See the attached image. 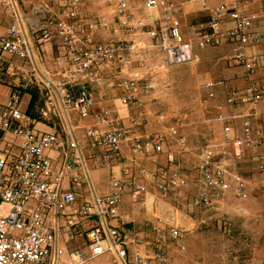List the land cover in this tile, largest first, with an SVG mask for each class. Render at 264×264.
<instances>
[{
    "label": "built area",
    "instance_id": "obj_1",
    "mask_svg": "<svg viewBox=\"0 0 264 264\" xmlns=\"http://www.w3.org/2000/svg\"><path fill=\"white\" fill-rule=\"evenodd\" d=\"M108 1L113 3L120 26L132 34L147 35L163 53L167 65L192 61L194 49L231 46L226 61L245 70L248 84L237 90L228 89L222 79L207 80L201 85L205 90L204 104L215 100L222 92L227 105L254 107L263 100L264 87L254 80L258 57L248 55L246 50L252 42L262 38L258 32L251 33L250 30L258 18L264 24V5L259 17L248 11L244 0H220L214 6L203 0L207 21L190 26V37H186L179 12L192 0ZM137 4L148 18L128 19ZM0 7L18 11L20 4L18 0H0ZM107 29L109 22L104 16L84 15L79 0H68L62 18L50 20L42 26L33 24L39 42L49 41L54 35L59 39L58 54L53 67L48 69L39 61L20 21L11 24L7 33H3L0 23V56L7 54L29 65L31 73L37 74L43 92L41 114L58 121L62 119L67 127L65 142L59 141L56 132L36 131L31 116L20 109L18 90H12L0 108L2 131L20 141V152L12 162L0 158V264H89L105 254L113 256V264H129V239L119 227L110 224L120 218L119 208L125 188L123 178L121 175L113 177L105 194L91 187L90 170L74 133L75 127L70 122V112H76L82 120H94L85 124L83 129L90 148L102 149L99 167H106L111 160L120 161L123 145L128 146L131 155L146 159H155L164 153L168 163L175 162L173 152H164L168 139L174 140L180 150L186 147L179 119L164 132L139 133L125 128L119 115L109 108L92 111L95 104L93 89L117 91L120 104L135 109L144 107L145 94L154 89L153 81H147L140 88L138 79L129 75L124 57L130 47L125 42L95 40L97 31ZM105 70H112V75L107 76ZM29 85L30 79H27L24 87ZM214 108L216 119L225 122L222 105L216 104ZM158 120L164 122L165 117L160 115ZM222 134L223 142L234 147L232 155L228 159L218 158L213 146L206 145L200 150L196 166L197 202L209 209L229 192L240 200L248 198L246 182L236 169L244 152L258 146L262 138L261 131L253 130L252 114L243 115L240 135L233 133L229 123H224ZM48 151H57L60 155V168L56 171L46 154ZM256 170L264 175V154L257 155ZM65 180L70 186L68 190L63 187ZM84 184L91 187L92 197L79 202L77 191ZM188 184L189 180L176 170H163L158 174V188L163 195ZM145 190L144 186L133 189V202H140L139 197ZM60 218L67 220L59 226ZM93 218L96 224L85 229V221ZM151 231L153 238L146 248L149 254L145 257L136 253L137 264L152 261L164 264L168 249L185 250L180 243L186 235L185 229L157 218ZM79 237L84 238L87 253L79 246L68 251L59 244L61 241L64 244L76 242Z\"/></svg>",
    "mask_w": 264,
    "mask_h": 264
},
{
    "label": "crops",
    "instance_id": "obj_2",
    "mask_svg": "<svg viewBox=\"0 0 264 264\" xmlns=\"http://www.w3.org/2000/svg\"><path fill=\"white\" fill-rule=\"evenodd\" d=\"M67 1L18 0L20 4L18 11H14L13 8L0 7L2 31L7 33L11 24L20 21L23 32L34 46L42 66L51 69L58 54L59 39L54 35L49 41L39 42L37 34L33 30V24L42 26L50 20L56 21L62 18ZM79 1L82 14L102 15L109 22V29L95 33V40H120L125 42L130 47L124 57L128 73L130 76L135 77L140 75L143 69L141 68L142 64L137 61L139 57L135 56V51H138L141 46L138 43L139 35L132 34L128 29L120 26L119 21L114 17L113 3L108 0ZM244 1H246L248 11L260 17L264 0ZM202 2L203 0H192L185 3L180 9V20L187 21L190 24L189 26L186 24L183 26L186 37H190V26L203 20V17L207 21V13L202 7ZM219 2L220 0H208L207 3L214 6ZM108 3L111 6L108 7ZM130 18L135 21L138 17L132 13L128 19ZM228 26L230 25L228 24ZM52 30L54 31V27H52ZM250 32H258L262 36L260 41L252 42L246 52L248 55L258 57V71L254 76V80L264 87V24L260 18L255 22ZM230 49L231 46L228 44L216 47L213 51H210V54L215 55V57L208 60H203V58H208L203 51H193V60L185 64L195 70L194 76L196 78L222 79L226 82L228 89H244L248 84L245 70L226 61ZM146 51L148 54L146 61L149 66L148 71L151 74H156L162 67L164 68L162 65H166L164 64L163 53L155 45H147L143 52ZM0 62L3 65L0 67V108L12 90L20 91V109L31 116L34 129L38 132H56L59 141L65 142L67 139L65 121L62 119L58 121L41 114V110L44 109V101L37 74L31 73L27 63L7 54L0 56ZM107 70H105V74L110 77L113 72ZM27 79H30V85L25 88L24 85ZM183 81L185 79L179 80V82ZM167 84L172 85L173 81H168ZM224 95V92H222L208 104L202 102L204 105L195 103L189 96L185 99L186 109L183 114L181 132L186 137V147L180 150L172 139H168L164 145V152L168 151L175 154L174 163H168L164 153L155 159L133 156L129 152L128 146L123 145L120 161L111 160L106 167H99L98 162L103 154L102 149L92 150L90 148L83 129L85 124L92 123L94 120L92 118L82 120L76 112L69 113L70 122L75 127L74 133L90 170L91 187L105 194L109 191V183L113 177L121 175L123 178L125 188L122 204L119 208L120 218L110 221V224L119 227L129 239L127 245L129 264H137L135 262L136 253L145 257L149 254L148 249H146L147 243L152 241L151 225L156 222L157 218L162 219L169 225L179 226L190 232L184 244L185 252H179L172 248L168 249L166 252L167 261L164 264H264V175L259 174L256 170L257 155L264 154V92L263 100L254 107L244 104L227 105ZM93 96L95 101L92 107L93 112H98L103 107L109 108L119 115L122 125L127 129H134L141 133L153 124L152 113L148 110L152 104L150 99L153 97L149 98L148 96L145 99L146 103L142 109H135L120 104V93L114 90L93 89ZM32 97H34V100L29 107ZM176 100V98H172L170 104H175ZM192 101H194V104H192ZM216 104L222 105L221 112L226 119L225 122L216 119L214 108ZM246 114H252L253 130L262 133L258 146L244 152L243 160L236 169V172L246 182L248 198L244 200L243 205L236 206L234 195L230 192L227 193L220 202L210 208L212 209V218L217 220L216 223H213L212 228L215 233L211 238L203 237L198 232L200 229L198 224L204 222V211L192 209L194 204H198V174L196 172L198 155L196 149L201 150L204 146L211 145L213 148L215 147L218 158L228 159L232 155L234 147L223 142L224 123H229L232 126L233 133L240 135L242 117ZM205 142L206 144H204ZM19 143L18 138L10 133L3 132L0 127V158L12 162L20 152ZM169 143L175 144L174 147L179 150H171ZM184 151L186 152L183 156L179 157L180 155H177ZM46 154L52 160L53 170H58L61 163L59 153L48 151ZM163 157L165 160L162 159ZM163 167L168 170H176L184 175L189 180L187 187L171 190L168 194L163 195L158 188V174L164 170H162ZM138 186H144L146 190L140 195V202L135 203L132 199V191ZM63 187L66 190L70 188L67 180H65ZM91 187L84 184L77 191L79 202L91 199ZM185 204H188V208H185ZM224 214L227 216L226 219L231 220V222L227 226L224 224L225 226L222 227L218 218H221ZM235 214L241 215L243 218L235 219ZM66 220L60 218L58 221L59 226ZM95 224L96 220L93 218L85 221L84 226L85 229H88ZM193 234H195V238H193ZM59 244L64 245L68 251L79 246L87 253L83 237H79L73 243L64 244L61 241ZM89 264H113V256L111 254L105 255ZM150 264L160 263L152 261Z\"/></svg>",
    "mask_w": 264,
    "mask_h": 264
},
{
    "label": "rangeland",
    "instance_id": "obj_3",
    "mask_svg": "<svg viewBox=\"0 0 264 264\" xmlns=\"http://www.w3.org/2000/svg\"><path fill=\"white\" fill-rule=\"evenodd\" d=\"M108 7L111 6L109 3L107 5ZM112 10V9H111ZM132 13H134L138 18L137 19H146L148 18V14L146 12H144L142 10V8L140 7V5H134L132 10ZM115 17V15H114ZM203 20H201L198 23H204L206 22V18L203 17ZM182 25L184 26V24H186L187 26H189L190 24L187 21H182L181 20ZM140 39L138 40L139 45H141L138 49V51H135V56H138V62L141 63V68L142 69V73L138 76H136V78L138 79L139 82V86L140 88H143V86L145 85V83L149 80L154 82V89H152L149 93L145 94V99L149 96V98L153 97L150 99V101L152 102V104L149 106V111L150 113H152L151 118L153 120V124L150 128H148L147 130H145L144 132H148V131H166L167 126L173 124L176 119H179V123H181V127H182V121H183V114L185 113V109H186V100L188 98V96L190 97L191 100H194L195 103L197 104H203V98L205 96V90H203L201 88L202 83H204L205 81L209 80L206 79L205 77H197L194 76L195 75V70H193V68H190L188 66L185 65H172L169 66L167 65H162L164 66V68L162 67L161 70H159L158 72H156V74H151L149 73V66L148 64H146V61L148 59V54L147 51L143 52L144 49H146L147 45H154L152 40L145 34H140L138 36ZM215 48H207L205 50H199V49H194V51H203V53L208 57V58H203V60H208L211 59V57H215V55H211L210 51H213ZM180 79H185V81L183 82H179ZM168 81H173L172 85H168L167 82ZM171 93V96H170ZM144 94V93H143ZM172 98H176V102L175 104H170V101ZM149 101V100H147ZM194 101H192V104H194ZM146 103V102H145ZM204 105V104H203ZM163 115L165 117V121L164 122H160L158 120V116ZM180 127V132H181V128ZM141 132V133H144ZM182 133V132H181ZM206 144V142L204 143ZM169 146H171V150L177 149V151L179 150L178 148H175V144L173 143H169ZM167 145V146H168ZM165 146V147H167ZM168 148V147H167ZM215 151V147L213 148ZM200 149H196V153L197 155H199ZM186 151L177 154L179 157L183 156L184 153ZM216 153V151H215ZM218 155V153H217ZM162 159L165 160V158L163 157ZM166 163V162H165ZM198 163V162H197ZM176 165V164H175ZM168 167V165H167ZM168 170L167 168H162V170ZM231 194H233L232 192H230ZM234 195V194H233ZM234 202L236 204V206L239 205H243L244 204V200H240L238 199L235 195H234ZM196 209V210H200V211H204V222L199 223L198 227L199 229V234L203 237L206 238H211L213 236V223H216V218H212V209L209 208H205L201 205L198 204H194V206L192 207V209ZM194 209V210H195ZM214 211V210H213ZM207 217V218H206ZM235 219H239V218H243V216L241 215H234ZM227 216L226 214H224L221 218H218V220L221 221V225L222 227H224L225 225L227 226V224L229 222H231V220H227L226 219ZM225 224V225H224ZM215 231V230H214ZM188 234H190V232L188 230H186V235L184 236V238L181 239L180 243L182 245L185 244L186 239L188 238ZM193 238H195V234H193ZM194 248V247H193ZM172 249H175L179 252H185L184 251H180L178 250L176 247H173ZM105 255H109V254H105ZM103 256H100L96 259H94L93 261H96ZM167 256V255H166ZM92 262V261H91Z\"/></svg>",
    "mask_w": 264,
    "mask_h": 264
},
{
    "label": "trees",
    "instance_id": "obj_4",
    "mask_svg": "<svg viewBox=\"0 0 264 264\" xmlns=\"http://www.w3.org/2000/svg\"><path fill=\"white\" fill-rule=\"evenodd\" d=\"M33 100H34V97H32V99H31V101H30V104H29V107L32 105Z\"/></svg>",
    "mask_w": 264,
    "mask_h": 264
}]
</instances>
